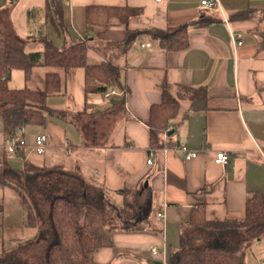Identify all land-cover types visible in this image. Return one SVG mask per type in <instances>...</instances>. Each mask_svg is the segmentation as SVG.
<instances>
[{"label":"crops","instance_id":"0c3cea01","mask_svg":"<svg viewBox=\"0 0 264 264\" xmlns=\"http://www.w3.org/2000/svg\"><path fill=\"white\" fill-rule=\"evenodd\" d=\"M203 1L0 0V39L21 40L28 53H43L28 78L13 70L9 85L47 91L51 110L39 130L26 129L27 146L15 154L4 148L0 119V260L5 249L39 233L27 221L20 189L25 176L73 155L113 200H122L117 191L131 189L150 212L140 229L103 230L94 264H167L182 242L193 247L206 239L204 247L241 249L244 241L224 239L234 230L191 221L200 208L208 222L243 221L248 198L264 194V0H218L215 8ZM102 8L140 12L127 23L112 19L91 27L89 17ZM184 26V49H168L154 34ZM81 41L90 63L110 62L120 70L119 84L107 92L127 95L105 97L96 81L87 85L84 67L67 71L45 63L48 43L62 50ZM164 88L179 100L172 121L178 129H171V148L152 149L148 121ZM189 88H206L205 111L193 112ZM39 133L49 137L44 155L32 151ZM183 147L197 156L186 159ZM218 152L229 154L226 165L216 162ZM248 229L257 233L249 237L244 264H264V223Z\"/></svg>","mask_w":264,"mask_h":264},{"label":"trees","instance_id":"16d2710c","mask_svg":"<svg viewBox=\"0 0 264 264\" xmlns=\"http://www.w3.org/2000/svg\"><path fill=\"white\" fill-rule=\"evenodd\" d=\"M139 12L131 8H102L88 20L91 27H104L112 19L127 23L132 15ZM185 32L186 26L171 33L157 30L154 34L166 48L184 49L187 45ZM176 38L180 39L177 41ZM87 50V44L82 41L62 50L48 43L44 51L45 63L67 71L84 67L87 85L96 81L99 92L105 93L110 85L119 84L120 70L110 62L90 63ZM41 57L43 53H28L21 40L0 39V119L4 123L5 137L17 136L21 128L43 126L51 112L46 106L47 91L37 92L26 87L15 89L9 85L13 70H23L28 78L32 66L42 63L37 62ZM187 91L193 112L205 111L208 100L206 88H189ZM178 111L179 100L164 88L162 102L151 107L148 121L152 149L173 146L174 134L168 135V132L178 129L172 125ZM164 135L165 141L161 139ZM70 146L75 151L74 145L70 143ZM20 189L25 194L27 221L37 226L39 233L9 252L5 249L0 264H94L93 255L102 246L103 230L140 229L150 216L148 210L141 209L137 191H117L122 200L116 202L102 181L96 182L85 174L82 161L75 155L65 156L54 165H46L28 174ZM191 222L192 225L217 230L261 225L264 223V194L256 193L248 198L243 221L208 222L203 208H200ZM167 264H244V257L223 246L193 248L182 242L181 247L172 252Z\"/></svg>","mask_w":264,"mask_h":264},{"label":"built area","instance_id":"2783aa9c","mask_svg":"<svg viewBox=\"0 0 264 264\" xmlns=\"http://www.w3.org/2000/svg\"><path fill=\"white\" fill-rule=\"evenodd\" d=\"M157 2H160L162 0H156ZM203 6L207 8H215L218 6L219 2L218 0H204L202 2ZM113 94H122L127 95L126 91H122L121 93L117 90L113 89L111 91H108L104 94L105 97H109ZM27 146V140H26V129L21 128L19 131V134L17 136H7L4 140V148L8 154H15L17 153L21 148ZM49 147V137L46 133H39L35 136L34 144L32 146V151L35 152L38 155H44L47 152V149ZM185 151H187L186 159L190 160L197 156V152L188 150L187 147H183ZM70 152V150H69ZM229 160V154L227 152H218L216 157V162L222 165H226ZM148 164H152V159L150 158L148 160ZM159 217H163L162 214H159ZM153 252L156 253L157 250L153 249Z\"/></svg>","mask_w":264,"mask_h":264},{"label":"rangeland","instance_id":"374dc122","mask_svg":"<svg viewBox=\"0 0 264 264\" xmlns=\"http://www.w3.org/2000/svg\"><path fill=\"white\" fill-rule=\"evenodd\" d=\"M14 74L15 75L18 74V75L22 76V72H20V71H15ZM0 125H2V122L1 121H0ZM34 128L37 129V130H39L40 127L39 126H34V127L33 126H28L26 129L32 130ZM1 132H2V130H1ZM209 229H212V227H209ZM228 229L234 230L235 233L228 234L227 238H224V239L225 240L226 239L227 240H231L230 241L231 243H233V242H237L238 243L240 240L244 241L243 244H242V246H241V249L240 248L239 249L238 248L237 249L235 248L236 251H237V254L244 255L243 252L247 251L248 245H250V243H251V241L249 240V237H252V235H254L255 233H257V231L256 230H253L252 231V229L249 230L248 228L245 229V227H242V226L241 227L233 226V227H230ZM215 230H217V229H215ZM195 235H199V234H195ZM260 237H262V236H260ZM206 240L208 241V239H206ZM207 241L204 240V242L195 243V245L193 246V248H197V247L198 248H205L204 245L207 244ZM199 246H201V247H199ZM228 247L229 248H232L230 246H228ZM233 247H235V246H233ZM257 248H258V246H255L253 248V250L255 252H257L256 251ZM232 249H234V248H232ZM248 251H249V253H251V250L250 249ZM258 257H259V259H261V255H259Z\"/></svg>","mask_w":264,"mask_h":264},{"label":"water","instance_id":"95a60500","mask_svg":"<svg viewBox=\"0 0 264 264\" xmlns=\"http://www.w3.org/2000/svg\"><path fill=\"white\" fill-rule=\"evenodd\" d=\"M174 133V131L173 130H171L170 132H169V135H172ZM158 264H163V263H158Z\"/></svg>","mask_w":264,"mask_h":264}]
</instances>
